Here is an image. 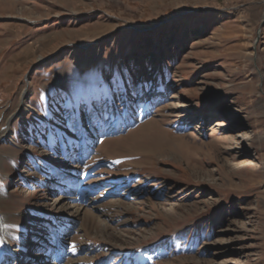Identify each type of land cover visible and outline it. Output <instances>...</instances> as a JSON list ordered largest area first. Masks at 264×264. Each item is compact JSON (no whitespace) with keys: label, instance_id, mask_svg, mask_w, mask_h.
<instances>
[{"label":"rangeland","instance_id":"rangeland-1","mask_svg":"<svg viewBox=\"0 0 264 264\" xmlns=\"http://www.w3.org/2000/svg\"><path fill=\"white\" fill-rule=\"evenodd\" d=\"M4 133L6 261L264 264V0H0Z\"/></svg>","mask_w":264,"mask_h":264},{"label":"snow or ice","instance_id":"snow-or-ice-1","mask_svg":"<svg viewBox=\"0 0 264 264\" xmlns=\"http://www.w3.org/2000/svg\"><path fill=\"white\" fill-rule=\"evenodd\" d=\"M77 100L86 110L91 108L89 118L95 123H99L101 119H106L110 116L112 109L116 108V98L118 96V88L112 87L110 82L102 81L101 79L89 76L79 80L76 84ZM76 113H72L74 117ZM6 244V241L0 236V245ZM70 250L75 251L73 244ZM11 251V248H9ZM7 253L0 250V264H14L12 257H5Z\"/></svg>","mask_w":264,"mask_h":264},{"label":"bare ground","instance_id":"bare-ground-1","mask_svg":"<svg viewBox=\"0 0 264 264\" xmlns=\"http://www.w3.org/2000/svg\"><path fill=\"white\" fill-rule=\"evenodd\" d=\"M23 95H24V91L22 92V96ZM221 125L224 126L226 124L224 122H222ZM1 195H2V192H0V197H1ZM52 198H53L52 200L57 204H59L61 201H63L65 199V198L63 199V193L62 192L54 193L52 195ZM61 203H63L62 205L68 204L67 202H61ZM75 209H77V208H75ZM5 216H6L5 214L0 213V234L5 239V241L10 244V241H9L10 234L8 233L9 229L4 224L6 222ZM35 245H37V246L33 249L31 254H29V257L27 258V262H29V264H55L56 260L59 257V250L57 249V247H55V246L54 247H50V246L46 247L44 245L42 246L41 242L39 240H38V242L35 243Z\"/></svg>","mask_w":264,"mask_h":264},{"label":"water","instance_id":"water-1","mask_svg":"<svg viewBox=\"0 0 264 264\" xmlns=\"http://www.w3.org/2000/svg\"><path fill=\"white\" fill-rule=\"evenodd\" d=\"M20 105H22V103H20ZM14 114H15V113H14ZM14 114L10 115V117L8 118L6 128H8L10 118H11ZM6 130H7V129H6ZM3 137H4V135H1V136H0V139H2Z\"/></svg>","mask_w":264,"mask_h":264},{"label":"trees","instance_id":"trees-1","mask_svg":"<svg viewBox=\"0 0 264 264\" xmlns=\"http://www.w3.org/2000/svg\"><path fill=\"white\" fill-rule=\"evenodd\" d=\"M187 228H192V226H191V227H190V226H188ZM187 228H186V229H187Z\"/></svg>","mask_w":264,"mask_h":264}]
</instances>
